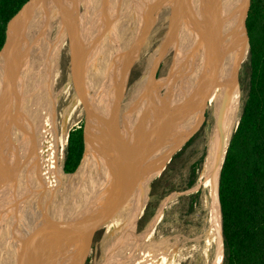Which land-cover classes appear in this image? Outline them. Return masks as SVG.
<instances>
[{
	"label": "rangeland",
	"instance_id": "1",
	"mask_svg": "<svg viewBox=\"0 0 264 264\" xmlns=\"http://www.w3.org/2000/svg\"><path fill=\"white\" fill-rule=\"evenodd\" d=\"M83 1L84 0H73V6L71 0H66V5L65 3H62L60 7H58L54 13H52V19H50L48 21V24H46L45 26L46 39L50 36L47 40H45L47 44L44 43L45 45L42 46L41 51L38 55H35L36 47L34 46V52L32 54L33 59L31 60L32 62L29 61L30 63L28 67L31 66L29 67V71L34 76V81L37 80V82L33 81V87H31L30 91L27 92L28 95L30 93L29 98L26 97V100H21L23 92L20 88H18L19 84L16 85L17 87L13 88L16 91V94L12 97L13 104L10 110L13 111L9 120V133H7L6 135V137L10 140L6 138V145L4 140L3 147L4 150L6 146L8 148L10 147L8 149V168H6L5 174L6 179H9L11 181L8 180V184L6 182L0 183V188L2 189H0V201L1 199L5 200V205H7L5 207L1 206L3 208H0V221H4V235L6 237L9 236L10 217H19V225V223H21L20 217L24 215L23 213L25 212V210L27 211L29 205L34 206L35 202L37 201L40 202V204L44 202L46 205L39 209L37 217L35 218V229L36 225H38L37 223L42 221V217H44L47 212L55 209L59 203L61 204V201H63L64 203V200H67L69 198V191H73L70 189L73 187L74 181L72 182L73 178L70 177L75 174L77 170L74 171L75 173L73 172L71 174H65L62 168L65 162V151L69 133L81 128L82 135L84 136V129L87 122L86 111L81 101L82 90H77V84H81V69H83V66H87L85 64V62H87L86 52H84V50L82 49L84 47L83 45L85 44V41L84 38L82 39V37H79V33L82 30V25L86 22L88 27H86L85 36L87 38L89 32V30L87 29H90L91 31L89 34L91 35L92 33L93 37L95 36L96 40H94V42L97 44L100 42V34H102V32H97L96 34V28L93 29V27L96 21L100 26L106 22V19L96 20V16H93V13L95 14V10L93 9V7H91V5L94 4L96 0L87 1L85 2V5L83 4ZM100 1L102 2L103 0ZM104 1L108 2L110 5L117 0ZM139 1L142 0H138V2L137 0H131L130 4H127L128 0H126L125 6L122 8V10H119L121 19L122 16H126V14L128 13L129 9L126 13L127 6L132 5V3L134 2V4H136L134 6V9H137L136 11L139 12L137 7ZM98 3L99 2L97 0V5ZM161 5V11L163 12L161 14L152 12L151 15H154V18L152 17V21H154V24L158 23L156 19L162 15L161 22H159L158 24H156L157 26H155V29H158L159 31L161 30L160 35L156 34L158 37L152 38V43L148 48H146L148 50L140 48L141 46H143L145 42L144 40L142 41L140 38L133 40L132 47L134 46V44H136V50H138L139 48L141 50H138L140 52L135 51V55H132L131 57L133 61L131 63L129 74H127L126 77L127 81L125 94L127 95L128 93L133 92L135 88L144 91L145 87H147V84L151 82L157 83L160 81H163L165 83L163 87L155 89L157 97H165L166 94L170 91V85H172V94L174 92L173 87L179 82L176 81L175 83H173V80L176 74L180 72L182 61L190 62L189 60H191L190 52L185 48L188 40H190V37H186L185 41L182 44L174 43L173 45H175L176 47L173 50L171 49V46H167L164 49V43L167 44L166 36L169 31L168 28L170 20L168 19V17H170L171 15L168 10H174L173 7L166 8L164 6L165 3H161ZM104 8H106V4H102V9ZM92 16L95 19L91 21L90 18ZM134 19L135 17L133 16V20ZM55 28L57 30H55ZM89 39L90 38H88V40ZM104 45L106 46L105 48H107L108 40L104 42ZM102 47H99L100 52L102 51ZM176 48L178 49L177 51L180 54L179 56H174V50H176ZM128 51L129 50L126 51V54ZM126 54H124V56H126ZM36 56H38L37 61H35ZM52 58H55V65L52 66L51 69L50 60ZM78 59H83L82 65H80ZM130 61L131 60L129 59L128 64L130 63ZM173 63H176V65H174ZM197 65L199 64L197 63ZM197 67L198 66H196L195 68ZM103 70H107V66ZM77 73H79L80 76V79L78 78V82L76 79V76L78 77ZM238 77L239 79L237 78L238 82L236 85V89L238 93L239 103L237 110L235 111L231 120V132L229 139L231 137V134L236 130L240 119L242 99L244 95L243 88L244 85H246V75L243 70L241 71L240 76L238 75ZM39 80L43 82L41 83ZM221 94L222 92H218L210 99L206 125L203 127L202 131L196 137L194 142L185 151H183L182 154L175 158L170 163L169 169L166 170L163 175L155 181V185L153 186L148 200L149 206L147 212L146 210V213L143 211L142 217L137 219L139 221V224L136 234H141L142 232H144L149 227L150 223L157 215V213H159V211L161 213L158 221L154 226L151 237L146 243L144 254H142L141 256V262L143 260H146L145 257L148 253L150 259L155 261L154 264H211L214 248L212 245V238L214 234L213 230L210 227V217L208 216V185L203 182L202 178L206 159L210 149L211 136L215 127V123L219 117V113L221 112L223 107L224 98L221 96ZM150 100L151 103H153V97L148 98L149 102ZM127 107L125 108L126 110H124L123 108L124 114L127 111ZM171 109L173 111L174 108L172 107ZM44 118L46 121H44ZM51 122H53V124ZM109 122L110 117L108 115L107 118H105L103 127L109 128ZM41 123L43 124L42 126ZM123 123L124 122H120V128H123ZM48 125L49 127L47 128ZM38 128L40 129V131L42 129V132H40ZM45 130L46 132L44 133ZM38 132L40 136H38ZM100 133H103V129L102 131H100ZM46 135L48 136V138ZM27 136L29 138H27ZM99 138V141H102L101 134ZM12 139L15 140L16 143ZM39 139H42V143ZM45 139L49 142H47ZM11 146L14 148L16 147L17 149L15 148L16 150H14V148H11ZM17 146L22 147L23 149H20ZM13 150L15 151V153ZM11 151L13 153H11ZM17 156L19 158H17ZM13 158L14 163L12 162ZM55 158L58 160V163L54 162ZM27 165H29L30 167ZM56 166L58 181L55 188V185L53 186L54 180H52L51 176L54 177L53 174ZM38 168H43L45 172H43L42 174L41 170H38ZM8 169L10 173L8 172ZM29 170L31 171V175ZM44 173L46 174L44 175ZM36 174L38 177L36 176ZM50 174L52 175L50 176ZM23 176L25 179L23 178ZM32 178L34 180H32ZM193 178H195L194 181ZM84 181L85 179L83 180V183ZM192 182L193 185L189 187V184ZM37 183L40 184L41 188L38 187L39 184ZM34 185L37 186L35 187ZM43 187H45V189ZM192 199L193 202L195 201V203L194 206L192 205L193 208H190ZM56 218L59 219L60 217ZM46 220L47 219H45V221ZM135 221L133 223H128L127 225L135 226ZM60 222H62L61 219ZM114 243L115 239H109L105 241L101 245V247L91 256L88 264H128L126 262L128 255L125 253H120L119 251L121 249L118 250V252L111 254ZM117 248L119 249L120 245L117 246ZM220 255L221 260L219 261V264H222L223 250ZM11 261L12 259L10 260V262Z\"/></svg>",
	"mask_w": 264,
	"mask_h": 264
},
{
	"label": "bare ground",
	"instance_id": "2",
	"mask_svg": "<svg viewBox=\"0 0 264 264\" xmlns=\"http://www.w3.org/2000/svg\"><path fill=\"white\" fill-rule=\"evenodd\" d=\"M71 1H72L73 6H74L73 0H71ZM87 1H90V0H84L83 4L85 5V2H87ZM65 2H66V0H29L26 4L23 5V7L20 9V11L10 20V22L7 25L5 44L3 46V49L0 52V183H2V182L7 183V181L9 180V179L8 180L6 179V174H5L6 171L5 170H6V168H8V160H9L8 159V156H9L8 155V149L10 147L8 148L6 146L7 148L5 147V150L3 147H4V140L7 138L6 135H7V133H9L8 132L9 127H10L9 126V122H10L9 120H10V116H11L12 111H13V110L12 111L10 110L11 106L13 104L12 97L16 94V91L13 88L17 87L16 85L19 84L18 88H20L21 91L23 92L21 100L22 99L26 100V97L29 98L30 93L28 95L27 92H29L31 87H33L32 86L33 81L35 80V79H33L34 76L29 71L30 70L29 67H31V66L28 67V65L30 63L29 61H31L33 59L32 54L34 52V46L36 47L35 48V55H38L41 51L42 46H44L45 45L44 43H46L45 40H47L50 37L49 36L46 39V32H45L46 24H48V21L50 19H52V17H53V16H51L52 13H54L56 11V9L58 7H60V5L62 3H65ZM137 2H138V0H137ZM232 2H233L232 0H142V1H139V3L137 4L139 12L136 11L137 9H134V6L136 4H133L131 9L128 10L126 17L121 22L120 30L118 31V33L116 35L117 43L115 44L113 52L111 53L112 50L110 51L111 54L106 59L104 65H103V68H101L102 70L100 71V74H99L98 78L96 79V82H95L96 91H95L94 95L92 97H89V95L86 96V97H88L87 103L86 104L84 103L85 105H87V111H86L87 112V122H86L85 130H84L85 131V137H86V141H85L86 142V150H85L83 160H82L78 170L76 171L75 174H73L72 177H70V178H73V181H74L73 187L70 189L73 191H71V192L69 191V193H68L69 198L67 200H64V203H63V201H61V204L59 203L55 209L47 212V214H45L44 217H42V221L37 223L38 225H36L35 229H34V221H35V218L37 217L38 211L40 208H42L44 205H46L44 202H43L44 204L43 203L40 204V202H38L37 200H36L37 202H35L34 206L29 205V208L27 209V211L26 210H25V212L23 211L24 215L20 217L21 223H19V225H18L19 217L18 218H17V216L10 217V219H9V236L7 235L8 237H6L4 235L5 234L4 233V231H5L4 221L3 220L0 221V225H1L0 226V264H8V263L9 264H26L27 261H24V258L26 259V254L29 255V253H31V252H32L31 254L36 253L34 251L37 250L36 245L39 244L37 242H41V241H37L40 238V234L45 232L47 229L50 230V228L52 226V222H54V221L57 222L58 219L56 217H58L61 214L60 212L71 203L70 199L73 200V196H74L73 194H76L77 189L78 188L82 189L83 185L87 184V175H89L90 170L94 171V169H93L94 157H96L95 156V155H97L96 151L100 148V142H99L100 134H101V140H103V135H102V133H100V131H102V129H103L105 118H107V116L109 115V117H110V128L113 127V129H114V125L116 123H120V120H119L121 118L120 117L121 115L119 114L121 112L120 110H123V108H124V110H126L125 108L127 106H130L131 103L133 104L135 101L134 99L138 95L137 92L139 90L137 92H135V89H134L133 92L129 93V96L127 95V96L123 97V94L121 93L122 88H123V85H122L123 81H122L119 83V90L117 92L115 91V88L113 87L114 91L113 90L112 91H113V94L115 93V96L113 98L114 100L110 103V106L108 107L110 97L105 96V95H107L105 92H107L106 90L109 89L111 82H114V80H116V78H118V73L120 72L119 70H120L121 66H123L122 61L124 60V57L126 58V56H124V54H126L127 50H130L132 41L135 39H138V38H140L142 41L144 40L145 41L143 44L144 47L142 49H146L152 43V38L158 37L157 35H160L161 30L159 31L158 29H155V26H157L156 24L161 22V19H162L161 16L162 15L156 19L158 23H155V25H154V21H152V17L154 18V15L151 16L152 12L161 14L163 12V11H161L162 10L161 3H165L164 6L166 8L167 7L168 8L173 7L174 11L168 10L171 15H170V17H168V19L170 20L169 28H168L169 31H168L167 36H166L167 44L164 43V49L167 46H171V49L173 50L176 47L175 45H173L174 43L175 44H182L185 41L186 37H190V40H188L185 48L187 50H189L191 60H189L190 62H188V61L183 62L182 61V65L180 66V72H178L176 74V76L173 80V83H175L176 81H179V82L173 87L174 92L172 94L170 93L171 98H170L169 93L165 96L166 99L168 97L170 98V100H168V101H169V103L172 104V107L175 108L172 111V114L174 112V115L168 114V117H166L164 119L162 114L160 116L159 111H155V109H154L155 103H158L157 99H159V97H157V93H155L156 91H153V92L149 91L148 92L149 94L144 93V96L146 98L153 97V103H151V101L150 102L145 101V103L147 105L146 108L148 109V114H147L145 119H142V123L140 125L135 124V119H133V118H132V120H130L129 122H126L123 125L124 128H123L122 133H121L122 137H123L122 139H125L126 141L129 142V143L127 142L128 147L126 145V149H127L126 154L124 156H122V152H121V155H119V156H122L123 158L121 159L119 157L120 161L117 164H115L117 162V160H116L117 158L116 159L113 158L112 161L110 162V166H108L109 168L108 169L106 168L107 171L100 172L97 175L95 174V172L93 173L97 176L96 179H99V180L101 179V184H102L107 195L108 194L111 195L114 191H116L118 186L128 177L129 173L133 170V168L141 163L142 159H144V157H145L144 155L154 145V143L158 139V137L162 133L169 130L168 128L170 127V125L172 124V122L174 120V116H175V113L177 111L176 109L180 108V106H181L179 94L182 95V98L184 97L185 103H187L188 101H186V100H187L188 95L190 94L189 91L196 84V81H197V78L199 77V75H201V69L203 68V66L201 65L200 61L204 62V58H205V61L208 59V64L211 63V66H212L214 71H218L219 69L221 71L223 66H224V71L227 68L226 74L231 70V67L233 64V54L237 55V53L239 52L236 48V45L234 44L233 38H231L232 36L228 37V38L225 37V35L229 29L230 13H231V8H232L231 6L233 5ZM65 5H66V3H65ZM92 6H94V8H95V5H92ZM139 6H140V8H139ZM93 16H95L94 13H93ZM93 16L90 18L91 21L96 18V17L94 18ZM133 16L135 17L134 20H133ZM134 22H135V24H134ZM50 23H51V21H50ZM64 23H65V21H64ZM96 25H97V22L95 23L93 29L96 28ZM50 29H51V27H50ZM55 30H57V29L55 28ZM90 31L91 30H89L88 36L86 38L87 41H85V44L83 45L86 48L90 46L89 43L93 42L92 40H96L95 36L93 37L92 33H91V35L89 34ZM96 31H97V29H96ZM66 32H67V30H66ZM88 38H90L89 40H91V41H89ZM56 42H58V41H56ZM112 43H111V45H112ZM190 43H191V46H190ZM98 45H96V47ZM162 45H163V43H162ZM136 49H137L136 44H134V46L132 47V51H133L132 55H135V51H137ZM92 50H93V48H92ZM146 50H148V49H146ZM177 50H178L177 48H176V50H174V56L180 55ZM202 50L205 51V55L202 53ZM48 52H49V50H48ZM89 53H91V52H89ZM95 55L93 56L91 63H92V67L94 66L96 68L97 63H96V56ZM151 59H152V57H151ZM37 60H38V56L35 57V61H37ZM50 61H51L50 62L51 63L50 68L52 69V66L55 65V58H52ZM198 62H200V63L198 65V67L195 68L196 64ZM147 65H148V63H147ZM106 66H107V70H103ZM85 70L88 73V69L86 68ZM33 74H35V73H33ZM119 74L121 77H123L121 75L122 73H119ZM142 75H144V74H142ZM78 78H79V76H78ZM86 78H88V77H86ZM81 80H83V81L85 80L84 83L88 84L87 81H89V79L86 80L85 78H81ZM34 82H37V80ZM40 82L42 83L43 81H40ZM84 83L82 84L83 85L82 87L85 89ZM92 83H94V82H92ZM162 83H163V81H162ZM141 84H142V82H141ZM233 84L234 83L232 81H228L226 84V90L223 91L221 94V96L224 98L223 107H222L221 112L219 113V117L215 123V127L213 130L212 136H211L210 149H209L208 156L206 159L205 168L203 171V178H202L203 182L208 185V197H209V215L208 216L210 217V227L213 230V234H214L213 238H212V245L214 247L212 258L214 256V260L211 258L212 259L211 264H212V262H213V264H219V261L221 260L220 254L222 252V249H221V246H222L221 218H220V209H219V203H218V179H219L220 168H221V165L223 162V158L225 155L227 143H228L230 132H231V129H230L231 120L233 118L235 111L237 110L238 103H239L236 85H233ZM153 85H154V88L157 89V87L160 84L158 85L157 83H153ZM92 86H93V84H92ZM170 87L171 88H169V90L171 91L172 85H170ZM88 88H89V85H88ZM49 89H50V87H49ZM12 91H14V92H12ZM81 93H83V91ZM109 93H111V92H109ZM178 95H179V100H178ZM186 95H187V97H185ZM109 96H110V94H109ZM176 100H178V101H176ZM168 101H167V106L169 104ZM126 102H127V104H126ZM137 102H138V100H137ZM125 104H126V106H125ZM134 104H136V103H134ZM102 105H107L106 106V108H107L106 116L105 115L102 116L103 112L102 113L100 112V108ZM121 105H123V107ZM135 107H138V106H135ZM131 108H132V106H131ZM167 108H169V107H167ZM139 113H142V112H139ZM141 116L142 115H140V117ZM52 119H53V117H52ZM44 121H46L45 118H44ZM49 122H50V120H49ZM147 122H148V124H147ZM51 123L53 124V122H51ZM42 125L43 124L41 123V126ZM45 125H47V124H45ZM49 125L47 126V128L49 127ZM137 125H139V126H137ZM143 125H144V129L142 128ZM38 130L40 131L39 128H38ZM141 130H142V133H141ZM103 131H104V129H103ZM40 132H42V129ZM45 132H46V130L44 131V133ZM139 133H141V134H139ZM41 135H42V133H41ZM28 136H27V138H29ZM38 136H40L39 132H38ZM47 138H48V136H47ZM137 138H138V140H137ZM7 139H9V138H7ZM18 139H22V138H18ZM111 139H112V135H109V137L106 139V143ZM39 140H41V143H42V139H39ZM119 140H121V137ZM13 141H15V140H13ZM22 141H24V140H22ZM130 141H132V142H130ZM47 142H49V141H47ZM15 143H16V141H15ZM122 143L123 142H121V141H118V142L113 141L110 143V145L112 146L114 144V146L116 145L118 148V147H122ZM125 144H126V142H125ZM5 145H6V140H5ZM15 145H13V146H15ZM131 145H133V146L131 147ZM62 146H63V142H62ZM130 147H131V149L132 148L133 149L131 150ZM11 148H14V147L11 146ZM15 148H14V150L17 149V148L15 149ZM18 148L21 149L22 147H18ZM107 148H108V144H107V147L104 145L102 149L104 151H106ZM111 149L112 148L109 147L108 150L106 151V152H108L107 157L111 156L110 155V154H112ZM118 149H121V148H118ZM114 150H115V148H114ZM23 151H25V150H23ZM52 152H54V151H52ZM11 153H13V152L11 151ZM14 153H15V151H14ZM27 154H29V153H27ZM12 155H15V154H12ZM17 158H19V157L17 156ZM12 162L14 163V158H13ZM54 162L58 163V160L55 158ZM105 163L107 164L108 161H106ZM9 164H10V162H9ZM30 165H32V164H30ZM27 166H29V165H27ZM102 167H103V164H102ZM39 169L40 168H38V170ZM42 169H40V170L43 174V172H45V171H44V169L42 171ZM96 169L98 171L99 165H98V168H96ZM93 171H91V172H93ZM99 171H100V169H99ZM8 172H9V169H8ZM13 173H16V172H13ZM45 174L46 173H44V175ZM30 175H31V171H30ZM51 175L52 174H50V176ZM53 175H54V177L51 176V178H52V180H54L53 186L55 185V188H56L57 181H58L57 166H56V169H54ZM24 176H23V178H24ZM36 176H37V174H36ZM8 178H9V175H8ZM34 179H35V177H34ZM34 179L32 178V180H34ZM48 179H50V178H48ZM84 179H86V180L83 184ZM36 180H37V178H36ZM9 181H11V180H9ZM30 182H32V181H30ZM40 182H43V181H40ZM29 184H31V183H29ZM37 184H39V183H37ZM9 187H10V185H9ZM38 187H40V184ZM85 187H86V185H85ZM43 188L45 189V187H43ZM87 188H85V189H87ZM84 191H86V190H84ZM0 194H1V192H0ZM51 195H52V192H51ZM79 201H80V199L77 198L76 203L78 202V205H80ZM3 203H4V205H3ZM16 203H17V201H16ZM84 203H85L84 205H88V204L90 205L91 201H89V203L88 202H84ZM5 204H6V201L1 199L0 208H3L1 206H4V207L7 206ZM64 204H65V206H64ZM78 208L80 209V207H78ZM14 213H16V212H14ZM160 213L161 212L159 211V213H157V215L153 218L149 227L144 232H142L141 234L134 233V226L133 225H128L126 228H124L125 229L124 235L122 236L120 234L118 237L115 238V243L113 245V249L111 250V254L116 253V252H118V250L121 249L119 251L120 253H125L128 255L127 260H126V262L128 264H154L155 261L150 259V256L148 253L146 254L147 258L145 257V259H146L145 261L143 260L141 262V256H142V254H144V249H145L146 243L151 237L154 226L160 217ZM12 215H14V214H12ZM53 216L55 217V219ZM82 217L83 216L81 215V212H78V214L76 215V217L74 219L67 220L66 222L65 221L61 222L62 223L61 239L64 240V239H68L70 237L74 223L76 221H78L79 219H81ZM45 219H47V220L45 221ZM134 221H135V219L129 223H133ZM127 228L129 230H127ZM56 232H57V229H55L53 231L54 236L57 235ZM63 242H65V241H63ZM119 245H120V248L118 249L117 246H119ZM8 252H9V254H8ZM9 256H10V259H9ZM20 257L22 258V260L18 263ZM11 259H12V261L10 262Z\"/></svg>",
	"mask_w": 264,
	"mask_h": 264
},
{
	"label": "trees",
	"instance_id": "3",
	"mask_svg": "<svg viewBox=\"0 0 264 264\" xmlns=\"http://www.w3.org/2000/svg\"><path fill=\"white\" fill-rule=\"evenodd\" d=\"M28 1L0 0V50L8 23ZM250 1L246 21L250 50L242 69L246 85L241 115L218 179L222 264H264V0ZM82 154L80 128L69 133L65 174L76 170ZM194 203L192 199L190 208Z\"/></svg>",
	"mask_w": 264,
	"mask_h": 264
},
{
	"label": "water",
	"instance_id": "4",
	"mask_svg": "<svg viewBox=\"0 0 264 264\" xmlns=\"http://www.w3.org/2000/svg\"><path fill=\"white\" fill-rule=\"evenodd\" d=\"M232 1L229 29L225 37L232 36L239 52L237 51V55L233 54L231 70L226 74L227 68L224 71L223 66L221 71H214L211 63L208 64V59L205 61L204 58L203 74L197 78L187 104L176 111L169 130L158 137L141 163L133 168L116 191L99 205L96 202L90 205L84 216L74 223L70 237L64 239V243L60 241L54 250H47L48 254L64 249V254L61 251L59 253L66 256L68 264H87L111 232L134 219L136 223L146 208L154 182L163 175L175 155L194 139L203 126L210 99L217 91H225L228 81L237 85L240 69L250 50L246 21L251 1ZM83 138L84 151L76 170L86 150L85 131ZM42 256L43 254L38 256V259Z\"/></svg>",
	"mask_w": 264,
	"mask_h": 264
},
{
	"label": "flooded vegetation",
	"instance_id": "5",
	"mask_svg": "<svg viewBox=\"0 0 264 264\" xmlns=\"http://www.w3.org/2000/svg\"><path fill=\"white\" fill-rule=\"evenodd\" d=\"M118 1V0H117ZM113 2L112 4H110L109 5V3L108 2H106V1H100V0H98V5H97V0H96V2H94V4H92V5H95V8H94V6H92L91 5V7H93L94 8V10H95V16H96V20L97 19H101V20H104V19H106V22L104 23V24H102L101 26L100 25H96V29H97V31H96V34H97V32L98 33H101L102 32V34H100V42L99 43H95L94 42V40H92L93 42H90L89 44H90V46L89 47H83L82 49L84 50V52H86V56H87V62H85V64L87 65V66H83V69L85 68H87L88 69V73H87V71L84 69H81L82 70V77L81 78H85L86 80L87 79H89V81L91 82H89V81H87L88 82V84H85L84 83V81L83 80H81L80 79V76H79V73H77V75L79 76V79H80V81H81V84L79 85V84H77V90H79V89H81L82 91H83V93H81V95L83 96V98H82V96H81V101H82V104L84 105V108H85V111H87V105H85L86 103H87V99H88V97H86V96H88L89 95V97H92L93 95H94V93H95V91H96V84H95V82H96V79L98 78V76H99V74H100V71L102 70L101 68L103 67V65H104V63H105V61H106V59L108 58V56L113 52V49H114V47H115V44L117 43V41H116V35H117V33H118V31L120 30V27H121V22L123 21V19L126 17V16H122V19H121V15L119 14V10H122V8L125 6V3H126V0H119L118 2ZM130 2H131V0H128V2H127V4H130ZM120 5H119V4ZM135 3V2H134ZM134 3H132V5H130V6H127V9H126V13H127V10L129 9H131V7L133 6V4ZM102 4H106V8H104V9H102ZM100 6V7H99ZM104 11V12H103ZM103 15H102V14ZM127 15V14H126ZM106 16V17H105ZM157 21V20H156ZM97 22V21H96ZM155 25V24H154ZM86 27H88V25L86 24V22H85V24H83L82 25V30H81V32L79 33V37L81 38L82 37V39L84 38V41H87L86 40V36H85V34H86ZM119 28V29H118ZM87 30H90V29H87ZM104 39V40H103ZM108 40V45H107V48H105L106 46L104 45V42L105 41H107ZM113 42V43H112ZM102 43H103V47H102ZM111 43H112V45H111ZM98 45L97 47H96V45ZM132 44H133V41H132ZM132 44H131V48H130V50L127 52V55H126V58L124 57V60L122 61V65L123 66H121V68H120V72L119 73H122L121 75L123 76V77H121L120 76V74L118 73V78H116V80H114V82H111V84H110V86H109V89L108 90H106L107 92H105L107 95H105V96H108V97H110V99H109V103H108V107L110 106V103L114 100L113 98H114V96H115V93L113 94V91H114V88H115V91L117 92L118 90H119V83L120 82H122V85H123V88H122V91H121V93L123 94V97H125V96H127V94H125V87H126V81H127V79H126V77H127V74H129V71H130V69H131V63H132V61H133V59H131V57H132V53H133V51H132ZM94 45V46H93ZM102 47L101 49H102V51L100 52L99 51V47ZM142 47H144V46H141L140 48L142 49ZM92 48H93V50H92ZM97 48V49H96ZM104 48H105V50H104ZM111 48V49H110ZM139 48V49H140ZM138 49V50H139ZM140 49V50H141ZM112 50V51H111ZM137 50V51H138ZM95 51V52H94ZM110 51H111V53H110ZM89 52H91V53H89ZM97 52V53H96ZM103 52V53H102ZM139 52V51H138ZM137 52V53H138ZM202 53L205 55V51H203L202 50ZM93 54V55H92ZM96 54V63H97V65H96V68L93 66L92 67V63H91V60L93 59V56ZM92 57V58H91ZM129 59L131 60L130 61V63L128 64V61H129ZM80 60H81V62H80ZM82 60L83 59H78V61H79V63H80V65L81 64H83V62H82ZM125 61V62H124ZM102 62V63H101ZM201 62V65L203 66V61H200ZM126 64V65H125ZM174 65H176V63H173ZM173 64H172V66H173ZM198 64H199V62H198ZM100 66V67H99ZM172 66H171V68H172ZM196 66H198L197 64H196ZM123 68V69H122ZM202 68V67H201ZM204 68V67H203ZM203 68L201 69V74H203L202 72H203ZM122 69V70H121ZM242 69H243V66H242V68L240 69V72H239V76H240V73H241V71H242ZM76 71V70H75ZM94 73V74H93ZM200 73V72H199ZM198 73V74H199ZM85 76V77H84ZM86 77H88V78H86ZM76 79H77V82H78V77L76 76ZM238 79H239V77H238ZM118 80V81H117ZM113 81V80H112ZM92 82H94V83H92ZM116 82V83H115ZM84 83V85H85V89L82 87L83 84ZM164 83L165 82H163V85H162V82L160 81V82H157V84L159 85L158 87H157V89H159V88H161V87H163L164 86ZM91 84V85H90ZM92 84H93V86H92ZM87 85V86H86ZM88 85H89V88H88ZM118 85V86H117ZM116 86V87H115ZM114 87V88H113ZM84 90H83V89ZM88 89V90H87ZM111 89V90H110ZM155 89L156 88H154V85H153V83L151 82V83H149V84H147V87H145V89H144V91L143 90H139L138 91V88H135V92H137L138 93V95H137V97L134 99L135 101H134V103H136V104H130V106H128L127 107V111L125 112V114H124V110H120L121 112L119 113L121 116V118L119 119L120 120V122H124L123 123V125L126 123V122H129L130 120H132V118L133 119H135V124H141L142 123V119H145L146 118V116H147V114H148V109L146 108L147 107V105H146V103H145V101H148L147 99L148 98H146L145 96H144V93H148L149 91H155ZM113 90V91H112ZM88 91V92H87ZM86 92V93H85ZM109 92H111V93H109ZM172 92V90L171 91H169L168 93L170 94ZM190 96L188 95V97H187V95L185 96V97H187V100L186 101H189V99H190V97H191V95L193 94V88H191L190 89ZM220 93V91H217L215 94H217V93ZM88 93V94H87ZM110 94V96H109V94ZM167 93V94H168ZM141 94V95H140ZM149 94V93H148ZM166 94V95H167ZM214 94V95H215ZM180 95V103H181V106H180V108L182 107V106H184V105H186L187 103H185V99H184V97L182 98V95L181 94H179ZM179 95H178V100H179ZM79 96H80V94H79ZM85 96V97H84ZM128 96H129V93H128ZM107 97V98H108ZM141 97V98H140ZM140 98V99H139ZM169 98V97H168ZM166 99V97H161V98H159V99H157V102L158 103H155V107H154V109H155V111H159V115L161 116V114H162V116H163V118L165 119L166 117H168V114L170 115V114H172V109H171V107H172V104L171 103H169V101L168 100H170V98L169 99ZM84 99V100H83ZM86 99V100H85ZM137 100H138V102H137ZM178 100H176V101H178ZM84 101V102H83ZM151 101V100H150ZM167 101H168V106H167ZM85 103V104H84ZM209 103H210V101H209ZM146 105V106H145ZM106 106L107 105H102L101 106V108H100V112L102 113V116H106V112H107V108H106ZM122 107H123V105H121ZM120 106V107H121ZM131 106H132V108H131ZM135 106H138V107H135ZM167 107H169V108H167ZM131 108V109H130ZM180 108H178V109H176V110H179ZM175 109V108H174ZM123 111V112H122ZM133 111V112H132ZM137 111V112H136ZM168 111V112H167ZM139 112H142V113H139ZM208 112V111H207ZM207 112H206V120H207ZM134 115V116H133ZM140 115H142L141 117H140ZM172 115H174V112H173V114ZM86 116H87V112H86ZM165 116V117H164ZM140 117V118H139ZM144 117V118H143ZM137 118V119H136ZM125 120V121H124ZM206 120H205V122H204V124H203V126L201 127V129H200V131L197 133V135L194 137V139H192L177 155H175V157L172 159V161L175 159V158H177L180 154H182V152L183 151H185L193 142H194V140L196 139V137L199 135V133L202 131V129H203V127L206 125ZM149 122V121H148ZM148 122H147V124H148ZM110 123V122H109ZM109 123H108V125H109ZM146 124V125H147ZM120 123H116L115 125H114V129H113V127L112 128H108V127H103V129H104V131H103V133H102V135H103V140L102 141H99L100 142V148L96 151L97 152V155H95L96 157H94V167H93V169H94V171L93 170H90L89 171V175H87V184H84L83 185V188L81 189V188H78L77 189V191H76V194H73L74 196H73V200H71L70 199V204L67 206V207H65L60 213V215L58 216V217H60L59 219H58V221L56 222V221H54V222H52V226H51V228H50V230H46L45 232H43V233H41L40 234V238L37 240V241H41V242H37V243H39V244H37L36 245V249L37 250H35L34 252H36L35 254L33 253V254H31V253H29V255L28 254H26V259L24 258V261H27L26 262V264H68V260H67V258H66V256H64L63 254H64V249H60L59 250V252L61 251L63 254H61V253H59V252H57V253H51V254H48V252H47V250H54L59 244V242L61 241H63V239H61V231H62V223L60 222V219H61V221H67V220H71V219H74L75 217H76V215L78 214V212H81V215L82 216H84V214L86 213V209H88L89 207H90V205H92V204H95V202H96V204L97 205H99L104 199H107L108 198V196H110L109 194L107 195L106 194V192H105V190H104V188H103V186H102V184H101V179L99 180V179H96L97 178V174L98 173H100V172H103V171H107V169L109 168L108 166H110V162L112 161V159L113 158H117L116 160H117V162L115 163V164H117L119 161H120V158L122 159L123 157L122 156H124L125 154H126V145L129 143L128 141H126L125 139H122L123 137H122V130H123V128H120ZM139 125H137V126H139ZM116 126V127H115ZM119 126V127H118ZM143 129H144V125H143V127H142ZM142 129V130H143ZM142 130H141V133H142ZM114 131V132H113ZM109 132V133H108ZM141 133H139V134H141ZM109 135H112V139L111 140H109L107 143H106V139L109 137ZM115 135V136H114ZM140 136V135H139ZM120 137H121V140H119L120 139ZM114 138V139H113ZM139 138V137H138ZM138 138H137V140H138ZM118 142V141H121V142H123L122 143V147H118V148H121V149H118L117 148V146L115 145L114 146V144L111 146L110 145V143L111 142ZM125 140V141H124ZM125 142H126V144H125ZM128 142V143H127ZM130 142H132V141H130ZM105 143V144H104ZM107 144H108V148L110 147V148H112L111 150H112V154H110L111 156V158L110 157H107V155H108V152H106L107 150H108V148H107V150L106 151H104L102 148H103V146L105 145L106 147H107ZM133 145H131V147H132ZM127 147H128V145H127ZM131 147H130V149H131ZM114 148H115V150H114ZM133 149V148H132ZM131 149V150H132ZM119 152H118V151ZM129 150V149H128ZM125 151V152H124ZM121 152H122V156H119V155H121ZM117 153V154H116ZM114 154V155H113ZM103 156V157H102ZM120 157V158H119ZM119 158V159H118ZM106 161H108V163L106 164L105 162ZM171 161V162H172ZM102 162V163H101ZM170 162V163H171ZM100 163V164H99ZM102 164H103V167H102ZM105 164V165H104ZM98 165H99V169H100V171H99V169H98V171H97V169H96V167L98 168ZM170 165V164H169ZM101 167V168H100ZM107 168V169H106ZM168 169H169V167H168ZM167 169V170H168ZM91 171H93V172H91ZM95 172V174H93ZM73 176V175H72ZM71 176V177H72ZM86 180V179H85ZM89 181V182H88ZM85 182V181H84ZM85 185H86V187H85ZM155 185V182H154V184H153V186ZM153 186H152V189H153ZM88 187V188H87ZM85 188H87V189H85ZM84 190H86V191H84ZM95 190V191H94ZM88 193V194H87ZM93 193V194H92ZM82 196V197H81ZM77 198H79L80 199V205H78V202L76 203V200H77ZM88 199V200H87ZM89 201H91V204L89 205H84L85 203L84 202H88L89 203ZM83 202V203H82ZM149 202V201H148ZM148 206H149V204L147 203V205H146V208L144 209V212H145V210H146V212H147V209H148ZM78 207H80V209L78 208ZM145 212V213H146ZM142 215H143V213L139 216V218H141L142 217ZM59 222V223H58ZM128 223H125V224H123L122 226H120V227H118L117 229H115L113 232H111L110 233V235L106 238V240L105 241H107V240H109V239H115L117 236H119L120 234L123 236L124 235V233H125V229L124 228H126L128 225H127ZM138 224H139V221L137 220V222L135 223V226H134V233H136V231L138 230ZM127 225V226H126ZM55 229H57V232H56V236H54V233H53V231L55 230ZM127 230H129L128 228H127ZM115 236V237H114ZM41 239V240H40ZM62 243H64V242H62ZM61 243V244H62ZM101 247V246H100ZM99 247V248H100ZM98 248V249H99ZM97 249V250H98ZM96 250V251H97ZM55 252V251H54ZM43 254V256L41 257V258H39L38 259V256H40V255H42ZM45 254V255H44ZM91 258V257H90ZM22 260V258L20 257L19 258V261H18V263L20 262ZM90 260V259H89ZM89 260H88V262H87V264L89 263ZM212 264H213V262H212Z\"/></svg>",
	"mask_w": 264,
	"mask_h": 264
}]
</instances>
